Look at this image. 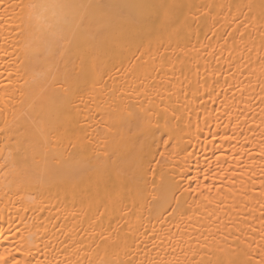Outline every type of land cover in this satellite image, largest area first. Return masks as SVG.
Wrapping results in <instances>:
<instances>
[{
	"label": "snow or ice",
	"instance_id": "6c2138e0",
	"mask_svg": "<svg viewBox=\"0 0 264 264\" xmlns=\"http://www.w3.org/2000/svg\"><path fill=\"white\" fill-rule=\"evenodd\" d=\"M228 7L229 11L223 15L226 29V35L222 37L224 45L220 56L216 59L220 60L225 48L229 53L237 49L241 53L247 50L250 65L253 50L256 49L259 52L264 49V11L259 17H255L251 13L250 5H236L235 13L232 12L231 4ZM245 7L249 8L248 12L244 11ZM214 8L222 10L224 5L196 4L194 0H176V2L122 0L121 4L115 6L105 3L104 0H96V2L93 0H41L39 5L31 0L28 2L21 0L20 3L0 0V13H6L9 9L13 11L19 9V23L11 29L16 33L17 51L13 55L17 57V61L9 62L5 69L6 76L0 72V77H3V82H0V99H5L7 106V103L16 99L15 93L17 91L20 93V108L17 110L13 106L11 123L23 128L21 139L17 141L13 151L4 158L3 167L8 168L10 163L12 166L26 163L31 153L33 160L37 156L41 157L47 172H52L66 180L74 178L79 162L66 161L63 153L52 151L50 146L53 145L54 139L57 144L62 143L64 138L76 131L74 125L79 123L77 117L81 115V112L77 106L73 116L69 107L73 105V98L79 96L81 103L85 104L87 109L84 92L87 91V82L91 75L87 71L89 60L95 66L101 53L110 46L135 34H151L157 30V25L160 26L161 35H163L170 28L174 33H178L181 28L189 24L190 18L193 21H200L212 15L215 21ZM114 9L120 10L118 13L120 18L129 26L127 32L108 31L109 17ZM211 31L215 36V27ZM168 47L170 44L165 45L161 41L152 59L155 60L158 55L163 61ZM160 48H164L165 51L161 52ZM139 50L137 47V51ZM208 54L215 55L214 52ZM142 57L143 53L137 59ZM259 60L264 66V54L259 56ZM17 62L18 67L13 71L12 63ZM49 78H51L50 82ZM21 79H24V85L16 88L15 85ZM185 79L188 80V77L185 76ZM38 82H48L49 87L65 85L67 87L64 88L63 94L54 91L51 96L45 98L37 93L34 87H30ZM225 83L228 81L225 80ZM200 87L203 85L197 80V87L192 92L193 100L199 97ZM231 87L229 85V88ZM212 91L214 89L207 94L215 103L219 93L212 96ZM117 92L120 93L118 97ZM181 92L185 101L183 103L180 101ZM241 92L243 93V89ZM110 93V99L120 100L131 97L133 94L147 96L146 90L137 91L135 86L130 91L113 88ZM261 93H264V81H261ZM172 96L176 97L174 101ZM93 100H96V97H93ZM200 100L201 106L204 107L202 97ZM161 101V104L153 105L151 98L148 97L147 107L140 104L139 112L129 110L127 115L121 118L122 125L130 126V131L131 127H135L137 131L138 166L143 178V186L137 187L138 197H144L147 192V185L150 183L147 180L149 174L154 178L160 166L186 151L183 147V137L191 131L192 127L193 109L188 102L187 86H182L178 92L169 91L168 103L163 102V97ZM259 102L264 104V95L259 97ZM97 108H100L99 103ZM204 110L208 112V115L203 118V124L208 126L209 135L213 140L218 137L220 142L213 145L212 156L206 160L208 167L203 173V179L197 172L196 176L188 177L189 183L183 187L175 180H171L164 185L163 195L154 197L158 219L159 217L164 219L160 220V232L154 228L151 232L141 233L145 235L146 240L150 239L151 248L148 247V243L138 238L131 243L125 240L123 245H120L117 240H113L111 232L102 230L95 233L99 238L96 247L86 250L72 237L71 233L64 232L62 227L56 229L65 236V239L59 242L62 247L58 248L52 244L50 248L51 239L47 237L46 227L42 233L39 232L38 227V232L29 231L27 235L18 228L12 239L8 236H0V264H264V181H261L259 191L248 197L244 175L245 170L251 165L245 164L242 159L243 156L252 159L258 156L261 161H264V107H261L260 123L257 125L260 140L256 156H254L256 145H253L257 135L256 128H242L238 116L237 123L232 126L233 131L230 134L227 132V125L223 133L214 131L209 123L211 111L206 107ZM239 115H244V112L241 111ZM64 116L68 117V122L73 127L64 125L61 120ZM109 116L111 117V113ZM229 119L231 120L230 114ZM200 120L198 113L197 131L202 130ZM102 122L103 129L98 126L93 129V132L97 137L107 140L111 125L103 118ZM244 123L247 124V118ZM61 128H63V134L58 135ZM236 128H240V132H237ZM245 131L252 132L253 138L244 137L241 142L238 137ZM204 143H210L207 135ZM161 144L164 146L163 150L160 147ZM229 152L230 155H228ZM187 155L190 154H186L185 159ZM212 157H215V170L212 166ZM151 183L154 184V179ZM237 183L245 188L242 195L246 197V200L234 201L229 205L226 203L227 197L222 196V192L232 193L237 190ZM251 183L255 187L254 179ZM218 196H221V199H217ZM253 200L258 208L251 204ZM212 204H215V208L210 210L209 206ZM30 210L43 213L47 209L43 206L38 209L23 208L25 213ZM256 211L260 212L259 217L253 215ZM220 212H225L228 216L227 223L219 215ZM165 213H167L166 216ZM253 220L258 223H253ZM172 221H175L176 231H172ZM21 223H24L23 218ZM165 223L170 225L167 231L163 228ZM181 224L184 227H181ZM225 228L228 229L227 232L224 231ZM80 235L82 236L83 233L81 232ZM36 240L44 243L43 249L36 244ZM141 243L144 244L143 249L140 247ZM102 246L103 254L101 255ZM153 251L157 253L156 256L151 255ZM178 251L183 258L177 254ZM121 253L124 258H120Z\"/></svg>",
	"mask_w": 264,
	"mask_h": 264
},
{
	"label": "bare ground",
	"instance_id": "6f19581e",
	"mask_svg": "<svg viewBox=\"0 0 264 264\" xmlns=\"http://www.w3.org/2000/svg\"><path fill=\"white\" fill-rule=\"evenodd\" d=\"M8 2L20 3L21 0H8ZM31 2L39 5L41 0H31ZM104 2L115 6L121 4L122 0H104ZM168 2H176V0H168ZM194 3L223 4L224 8L213 9L215 21L212 15L200 21H193L190 18L189 24L181 28L178 33H174L170 28L163 35H161L160 26L157 25V30L151 34H135L110 46L101 53L95 66L89 60L87 71L91 75L88 78L87 91L84 92L87 109L85 104L81 103L79 96L74 97L73 105L69 106L72 114L75 116L77 106L81 112V115L77 117L79 123L74 125L76 131L64 138L62 143L57 144L54 139L53 145L50 146L52 151L63 153L66 161L79 162L78 171L70 180L47 172L41 157L37 156L33 160L31 153L26 163H19L16 166L10 163L8 168L3 167L4 158L13 151L17 141L21 139L23 128L11 123L13 106L17 110L20 108V93L17 91L16 99L7 103V106L6 100L0 99V236H8L12 239L18 228L27 235L29 231L38 232V227L39 232L42 233L46 227L47 237L51 239L49 247L51 248L54 244L59 248L62 247L59 242L64 240L65 236L56 229L62 227L64 232L71 233L72 237L86 250H91L99 242L95 233L106 230L112 233L113 240H117L120 245H123L125 240L131 243L138 238L148 243V247L151 248L150 239L146 240L145 235L141 233L151 232L154 228L160 232V220L164 219V217L158 219L154 197L163 195L164 185L171 180H175L183 187L189 183L188 177L196 176L197 172L203 179V173L208 167L206 160L212 156L213 145L220 142L218 137L213 140L209 135L208 126L203 124V118L208 115V112L204 110L205 107L211 111L209 123L214 131L223 133L227 125V132L230 134L233 131L232 126L237 123L238 116L242 128H256L257 135L253 140V145H256L254 151L256 156L260 140L257 125L260 123L261 107H264V104L259 102V97L264 95L261 93L264 66L261 65L259 56L264 54V49L259 52L256 49L253 50L250 65L247 50L241 53L237 49L229 53L225 48L219 61L216 57L220 56L224 45L222 37L226 35V29L223 15L229 11L228 6L231 4L232 12L235 13L236 5H250L252 15L259 17L264 11V0H194ZM119 11L114 9L110 15L108 31L127 32L129 30V26L120 18ZM244 11L248 12L249 8L245 7ZM18 13L19 9L15 11L9 9L6 13H0V72H3L4 76L7 75L5 69L9 62L17 61V57L13 55L17 51L16 33L11 29L19 23ZM213 27L216 30L215 36L211 31ZM161 41L165 45L170 44V47L163 61L158 55L153 60L152 57ZM159 50L165 51L164 48ZM209 52H214L215 55H209ZM142 53V59L138 60L137 57H141ZM17 67L18 62L12 63L13 71ZM50 80L51 78L49 82ZM197 80L203 87L199 88V97L193 100L192 92L197 87ZM225 80L228 83H225ZM0 82H3V77H0ZM22 85H24V79L19 80L15 87L20 88ZM229 85L232 87L229 88ZM133 86L137 91L146 90L147 96L133 94L124 100L113 98L115 99L113 104V99H110L111 89L123 88L130 91ZM182 86H187L188 102L193 109L191 131L183 137V147L186 151L160 166L154 178L149 174L147 180L150 183L147 185V192L144 197H138L137 187L143 186V178L138 166L137 131L135 127H131L130 131V126L122 125L121 118L125 117L129 110L139 112L140 104L147 107L148 97L151 98L153 105L161 104L162 97L163 102L168 103L169 91L178 92ZM30 87H34L37 93L46 98L54 91L63 94L67 85L49 87L48 82H38ZM213 89L212 96L219 93L215 103L207 94ZM119 95L120 93L117 92V97ZM93 97H96V100H93ZM201 97L204 107L201 106ZM175 99L176 97L172 96V100ZM180 101L185 102L182 92ZM97 103L100 104V108H97ZM241 111L244 112L242 116L239 115ZM198 113L201 118L202 130L200 131H197ZM86 116L87 119H85ZM102 118L111 125L107 140L97 137L93 132V129L98 126L103 129ZM246 118L247 124L244 123ZM61 120L65 126L73 127L68 122V117H61ZM240 130L236 128L237 132ZM62 134L63 128L58 135ZM206 135L210 141L208 144L204 143ZM244 137L252 139L253 133L245 131L238 138L243 142ZM160 147L163 150V144ZM186 154H190L187 155V159H185ZM230 154L229 152L228 155ZM242 159L245 164L251 165L245 170L244 175L247 194L251 197L253 193L259 191L261 181H264V173H262L264 161H261L258 156L255 159L243 156ZM212 161L215 170V157H212ZM153 179L154 184L151 183ZM253 179L255 187L251 183ZM236 187L237 190L232 193L222 192V196L227 197L226 203L229 205L234 201L246 200V197L242 195L245 188L239 183ZM215 193L214 188L213 194ZM217 199H221V196ZM251 204L258 208L254 200ZM41 206L47 209L43 213L23 211L24 207L38 209ZM214 208L215 204L209 206L210 210ZM219 215L227 223L226 213L220 212ZM253 215L259 217L260 212L256 211ZM22 218L24 223H21ZM235 218L233 214V219ZM253 223L258 221L253 220ZM169 227L168 223L163 225L165 231ZM181 227L184 225L181 224ZM171 228L172 231H176L175 221H172ZM224 231L227 232L228 229L225 228ZM36 244L43 249L42 241L36 240ZM133 247L135 248V244ZM140 247L143 249L144 244L141 243ZM100 254H103V246ZM177 254L181 255L179 251ZM151 255L156 256L157 253L153 251ZM120 258H124L122 253ZM181 258H183L182 255Z\"/></svg>",
	"mask_w": 264,
	"mask_h": 264
}]
</instances>
